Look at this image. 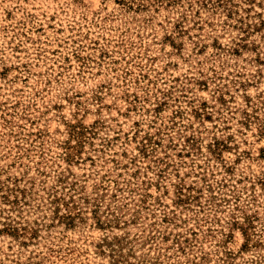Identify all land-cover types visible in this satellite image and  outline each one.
Returning <instances> with one entry per match:
<instances>
[{
  "label": "rangeland",
  "instance_id": "374dc122",
  "mask_svg": "<svg viewBox=\"0 0 264 264\" xmlns=\"http://www.w3.org/2000/svg\"><path fill=\"white\" fill-rule=\"evenodd\" d=\"M137 3L0 0V264H264V0Z\"/></svg>",
  "mask_w": 264,
  "mask_h": 264
},
{
  "label": "trees",
  "instance_id": "16d2710c",
  "mask_svg": "<svg viewBox=\"0 0 264 264\" xmlns=\"http://www.w3.org/2000/svg\"><path fill=\"white\" fill-rule=\"evenodd\" d=\"M119 1H126V0H119ZM139 6H140V0H138V3H137V7H139Z\"/></svg>",
  "mask_w": 264,
  "mask_h": 264
}]
</instances>
